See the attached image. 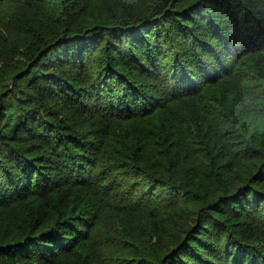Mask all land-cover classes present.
Instances as JSON below:
<instances>
[{"label": "trees", "instance_id": "1", "mask_svg": "<svg viewBox=\"0 0 264 264\" xmlns=\"http://www.w3.org/2000/svg\"><path fill=\"white\" fill-rule=\"evenodd\" d=\"M261 80L264 0H0V264H264Z\"/></svg>", "mask_w": 264, "mask_h": 264}, {"label": "rangeland", "instance_id": "2", "mask_svg": "<svg viewBox=\"0 0 264 264\" xmlns=\"http://www.w3.org/2000/svg\"><path fill=\"white\" fill-rule=\"evenodd\" d=\"M259 83H260V86H259V89H258V92L260 93V95L262 96V99H261V101H264V93H263V90H264V85H263V80H261V81H259ZM263 118H264V116H263ZM261 119V118H260ZM263 120V119H262ZM253 124H255V125H263L264 124V120L262 121V122H254ZM237 166L235 165V169H236V171H239L237 168H236ZM218 169H219V167H218ZM220 171H222L221 169H220ZM240 172V171H239ZM129 224H135L134 222H132L131 220H128L127 221ZM138 223H139V225L140 226H142V227H144V229L143 230H148L147 229V227H146V223H145V221H138ZM121 225V224H120ZM136 225V224H135ZM122 227V226H121ZM138 228V227H137ZM145 235H148V233H145ZM153 240V239H152ZM135 244V243H134ZM137 244H139L138 242H137ZM80 253H82V255H83V252H80Z\"/></svg>", "mask_w": 264, "mask_h": 264}]
</instances>
